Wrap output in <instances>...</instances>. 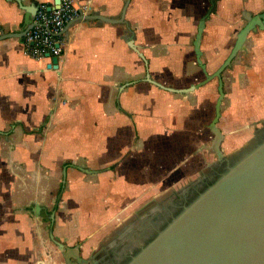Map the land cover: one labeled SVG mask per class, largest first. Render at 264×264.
<instances>
[{
	"label": "crops",
	"instance_id": "crops-1",
	"mask_svg": "<svg viewBox=\"0 0 264 264\" xmlns=\"http://www.w3.org/2000/svg\"><path fill=\"white\" fill-rule=\"evenodd\" d=\"M56 1L21 0L27 7ZM125 1L74 4L86 15L118 18ZM252 8L249 0H224L207 23L201 49L209 73L235 45L240 11ZM205 13V0H131L126 20L146 60L130 46L126 25L97 20L61 34L58 69L27 54L17 38L0 41V264H65L52 230L58 241L80 244L82 255L96 251L160 194L145 199L169 164L162 155L173 158L181 149L170 170L181 180L194 173L185 169L189 156H199L200 170L206 154L196 152L213 138L218 81L179 94L148 75L175 89L204 79L194 42ZM24 15L16 1L0 0L5 33L19 31ZM246 47L223 73L218 125L225 141L239 133L235 125L264 114V33Z\"/></svg>",
	"mask_w": 264,
	"mask_h": 264
},
{
	"label": "water",
	"instance_id": "water-1",
	"mask_svg": "<svg viewBox=\"0 0 264 264\" xmlns=\"http://www.w3.org/2000/svg\"><path fill=\"white\" fill-rule=\"evenodd\" d=\"M25 11L19 31L5 33L0 28V41L17 38L24 42L26 34L35 26V15L39 3L22 6ZM60 0L54 4L57 8ZM131 0H126L118 18H109L98 13L81 14L66 25L62 33L80 21H101L116 25H126L130 31L127 40L130 46L146 60L144 55L134 46V32L126 20V12ZM52 9V8H50ZM210 12L201 19L194 42L197 62L204 72V79L186 89L166 87L148 80L156 86L179 94H188L218 81L219 97L215 105V116L209 126L213 135L210 145L204 144L197 150L208 152L217 157L214 165L226 163L224 172L218 176L201 194L186 206L174 219L158 233V235L142 247L125 264H264V136L254 134L252 139L238 151L226 155L223 148L225 135L219 127L222 117V105L226 97L223 73L233 65L240 52H247L246 42L249 34L256 30L253 22L247 24L238 34L231 53L222 65L209 73L202 59V40L206 30ZM262 20V19H261ZM259 17L254 21L264 31V23ZM264 21V19H263ZM61 33V34H62ZM59 59L54 57L49 69H58ZM261 124L264 126V119ZM261 128L257 127L256 131ZM212 166V163L208 164ZM87 172V171H86ZM122 231V230H121ZM118 235L122 238L123 231ZM51 237L60 249L65 264H99L96 255L84 257L81 245L70 247L58 241L51 231ZM117 240L113 241L117 248Z\"/></svg>",
	"mask_w": 264,
	"mask_h": 264
},
{
	"label": "flooded vegetation",
	"instance_id": "flooded-vegetation-1",
	"mask_svg": "<svg viewBox=\"0 0 264 264\" xmlns=\"http://www.w3.org/2000/svg\"><path fill=\"white\" fill-rule=\"evenodd\" d=\"M223 1L224 0H205L206 13L203 17H205L210 12L207 23L212 19L213 16L218 14L220 4ZM249 2L252 4L253 8L250 10H241L240 14L238 15V21L242 23V27L239 32L247 24L253 22V27L256 30L249 34L248 39H251L260 35L261 33H264V31L260 30V25L257 23V21H254V18L259 17L264 23V0H249ZM239 32L236 34V40ZM261 126L262 127H260V131H256L257 127L255 126L253 136L254 134L258 135L259 137L264 136V126L262 124ZM238 150L239 149L236 151ZM205 154L206 156L203 161L208 166V157L215 155H212L207 151ZM225 165L226 163L223 165L213 164L212 166H208L207 171L201 172L197 179L190 182L187 187L183 186L177 192L175 190L166 191L164 194L160 192L161 195L159 194L156 197L143 202L124 222L122 229L123 232L121 231L123 233L122 238L119 237V233L114 234L111 240H105L99 245L96 251H92L89 257L96 255L97 258H100L99 264H125L142 247L154 239L158 233L174 219V217H176L218 176H220L226 168ZM114 240H117V248H114Z\"/></svg>",
	"mask_w": 264,
	"mask_h": 264
},
{
	"label": "built area",
	"instance_id": "built-area-1",
	"mask_svg": "<svg viewBox=\"0 0 264 264\" xmlns=\"http://www.w3.org/2000/svg\"><path fill=\"white\" fill-rule=\"evenodd\" d=\"M81 14H85V10L77 7L74 0H60L57 8L55 4L40 3L35 15V26L24 37L27 54L36 59L48 60L49 63L54 57L60 59L66 46L61 33L68 23Z\"/></svg>",
	"mask_w": 264,
	"mask_h": 264
},
{
	"label": "rangeland",
	"instance_id": "rangeland-1",
	"mask_svg": "<svg viewBox=\"0 0 264 264\" xmlns=\"http://www.w3.org/2000/svg\"><path fill=\"white\" fill-rule=\"evenodd\" d=\"M243 78H244V76H242V79H241L242 82L240 83L241 85L244 84ZM218 97H219V93L215 92V99H214L215 102L217 101ZM263 106H264V104H263ZM226 107H227V105H226ZM262 110L264 111V107L261 108V111ZM262 119H264V114L262 116H257L255 119H250V121L248 120V122L244 121L240 125L239 124L235 125L234 128H238L236 130H238L239 133H235L232 136H231V134L228 133V139L224 142V150L226 152V155H229L230 153L236 151L237 149L244 147V145H246V143H248V141H250L252 139L255 126L259 127V128L262 127L260 124V121ZM178 146H180V145H178ZM181 152H182L181 149L177 148L176 155L173 156V158L172 157L165 158L166 156L162 155V157H161L163 159L162 162L163 161H169V164L168 165H162V170L160 173V179H161L160 185L152 188L153 191L146 194L145 199L147 197H150L154 193H157V192H161L162 194H164L166 191H169V190H175L177 192L181 189V187H183V186L187 187V185H189L190 182L196 180L197 177L201 174V172L207 171L209 165L207 166L206 163H202V165H200V170L198 168L199 171H197L196 162H194V161H196V159H198L199 156L197 155L195 158L194 157L195 154H193L191 156L188 155L189 157L187 158V161H189V162L186 164V166L187 165H189V166H187V167L185 166L186 167L185 169H188V171L190 172L195 167V170L193 171L194 173L192 175V178H186L183 180L179 179V177L176 178V174L173 173V171L171 172L170 170H172L171 168L172 167L174 168L175 164L179 163L180 160L183 158V155H181ZM169 158H170V160H169ZM190 159H192L193 161H190ZM216 161H217V158L215 156L208 157V159H207V162L212 163V165H213V163H216ZM182 164H185V163H182ZM181 167L183 168L184 166H181ZM188 167H190V168H188ZM90 253L87 252L86 250H83V256H85V257L89 256Z\"/></svg>",
	"mask_w": 264,
	"mask_h": 264
}]
</instances>
